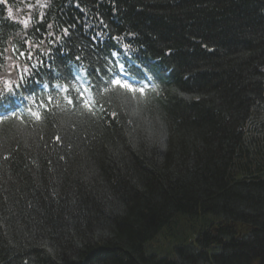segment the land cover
Masks as SVG:
<instances>
[{"label":"trees","instance_id":"16d2710c","mask_svg":"<svg viewBox=\"0 0 264 264\" xmlns=\"http://www.w3.org/2000/svg\"><path fill=\"white\" fill-rule=\"evenodd\" d=\"M111 53L153 87L69 106ZM25 69L11 101L41 119L0 123V264H264V0H3L0 89Z\"/></svg>","mask_w":264,"mask_h":264},{"label":"snow or ice","instance_id":"6c2138e0","mask_svg":"<svg viewBox=\"0 0 264 264\" xmlns=\"http://www.w3.org/2000/svg\"><path fill=\"white\" fill-rule=\"evenodd\" d=\"M0 2H3V0H0ZM8 15L11 16L12 12L11 9H9ZM68 31L67 29L65 30ZM27 44V41L25 42ZM26 55V58L30 61L31 55ZM37 55L40 57L37 60V64L33 65L32 67L38 68L39 66L45 65V61L43 60V54L37 53ZM112 55H116V53H112ZM79 59V57H77ZM121 69H123V65L119 66ZM101 69H93L92 73H88V77L91 79H85L84 83L88 85V88L94 91V95L96 97L97 105H94L92 103H89L84 99V91L83 89H76V96H66L67 104L69 106H72L74 108L78 107L81 103H83V107L86 108L89 112L92 114L95 113V106H98L100 108V111L102 113L106 114V109L103 104H99L98 101L100 99L104 98L105 93H108L110 89H123L126 90L127 93L133 94L135 96L136 94H139V96H144L146 93V89L149 86V83L153 80V77H145L146 83L140 84L139 86L134 85L131 83L127 75L122 76L120 72H116L113 69H108L109 72H112V75L108 77V79H104L102 76H99V72ZM28 69H25V75L19 76V83H10L5 82V87L3 89H0V107H3L6 109V112L4 115H0V123H3L5 120L8 119L7 112H11L12 118H18L23 120V116L17 117L15 109H10L9 106L11 105V97L15 95L21 88L25 86V81L28 79H32L33 76H38L39 71L32 73L31 75H28ZM95 73L96 75H93ZM49 75H51V69L49 70ZM57 78V77H54ZM75 79V77H74ZM95 81L94 83L92 81ZM38 82V81H34ZM59 87V85H57ZM65 92H69L70 90L65 88ZM133 96H124L122 97V100L125 103H131V100ZM52 97L49 96V102H51ZM31 112V115L36 118V120L41 119V114L38 112H32L31 109L28 110ZM113 117H115L116 113H112ZM59 139V137H57ZM62 158V157H61Z\"/></svg>","mask_w":264,"mask_h":264},{"label":"bare ground","instance_id":"6f19581e","mask_svg":"<svg viewBox=\"0 0 264 264\" xmlns=\"http://www.w3.org/2000/svg\"><path fill=\"white\" fill-rule=\"evenodd\" d=\"M156 237V236H155Z\"/></svg>","mask_w":264,"mask_h":264}]
</instances>
